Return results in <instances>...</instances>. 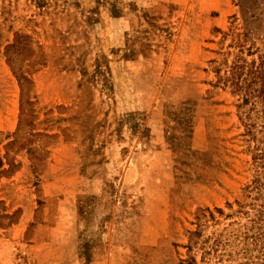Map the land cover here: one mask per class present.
<instances>
[{
    "label": "rangeland",
    "instance_id": "obj_1",
    "mask_svg": "<svg viewBox=\"0 0 264 264\" xmlns=\"http://www.w3.org/2000/svg\"><path fill=\"white\" fill-rule=\"evenodd\" d=\"M7 44L49 58L0 147V264H264V0H0ZM71 106L83 140L38 131Z\"/></svg>",
    "mask_w": 264,
    "mask_h": 264
},
{
    "label": "crops",
    "instance_id": "obj_2",
    "mask_svg": "<svg viewBox=\"0 0 264 264\" xmlns=\"http://www.w3.org/2000/svg\"><path fill=\"white\" fill-rule=\"evenodd\" d=\"M56 36L59 35L56 34ZM7 46H9V44L1 46L0 48V147L3 148L15 139V135L20 129L24 102V89L8 61L6 53ZM48 58L42 46L40 45L37 47L36 45L34 55L28 58L24 64V73L31 77L36 85H40L39 73L42 72L43 64ZM1 101H3L2 106ZM69 110L70 112L68 113H59L57 111L46 112V110L43 113L41 112L35 121L36 124L38 122V131L54 133L60 131L59 128L61 126L64 127L68 123H80L78 135L80 140H83L82 133L84 129L82 128L83 126H81V122L77 118H70V116L77 114V110L79 109H75L71 106ZM56 119L62 120V123L60 127L57 128L56 126V129H53V122ZM41 123L42 125L39 126ZM22 169H24V167Z\"/></svg>",
    "mask_w": 264,
    "mask_h": 264
},
{
    "label": "trees",
    "instance_id": "obj_3",
    "mask_svg": "<svg viewBox=\"0 0 264 264\" xmlns=\"http://www.w3.org/2000/svg\"><path fill=\"white\" fill-rule=\"evenodd\" d=\"M34 55V51L31 52L30 57H32ZM28 59V58H27ZM13 72L15 73V75L18 77L20 83H22V87H23V84H24V80H30L31 77L27 76L24 71L22 70V75L16 73L14 71V68H13V65L10 64ZM34 81V80H33ZM246 101H249L248 98L245 99ZM23 114H24V105H23ZM23 114H22V117H23ZM202 213H206V210L205 209H202ZM219 212H224L222 209H218ZM211 216H214L213 212L211 211ZM198 218V222L197 225V229L196 230H192L191 231V236H190V246L194 244H197L196 240H195V237H197L198 235H201V227L204 226V221L205 219L203 218V215H198L197 216ZM254 226L257 227V224L258 225V232L255 233L254 237H255V240H254V244L256 246H258L259 244L261 245V250L263 251L262 255H261V258H264V223H263V220H264V217L262 215H259V218L258 219H254ZM243 254L244 256H246L248 258V261L246 263H241V264H259V261H257L254 257V255H252V253H250V246L249 245H246L245 249H243ZM232 256V255H231ZM260 258V257H259ZM264 260V259H263Z\"/></svg>",
    "mask_w": 264,
    "mask_h": 264
}]
</instances>
